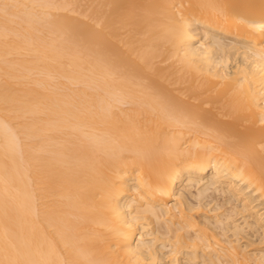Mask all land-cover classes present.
Returning <instances> with one entry per match:
<instances>
[{
    "label": "bare ground",
    "instance_id": "6f19581e",
    "mask_svg": "<svg viewBox=\"0 0 264 264\" xmlns=\"http://www.w3.org/2000/svg\"><path fill=\"white\" fill-rule=\"evenodd\" d=\"M75 1L0 0V264H264V0Z\"/></svg>",
    "mask_w": 264,
    "mask_h": 264
},
{
    "label": "rangeland",
    "instance_id": "374dc122",
    "mask_svg": "<svg viewBox=\"0 0 264 264\" xmlns=\"http://www.w3.org/2000/svg\"><path fill=\"white\" fill-rule=\"evenodd\" d=\"M94 1L96 0H76L73 5L75 8L74 15L79 17L81 13H86L87 17L85 18L88 22H91V16L94 11ZM216 194V192H214ZM218 194V193H217Z\"/></svg>",
    "mask_w": 264,
    "mask_h": 264
}]
</instances>
